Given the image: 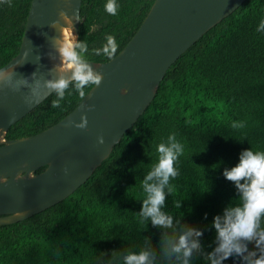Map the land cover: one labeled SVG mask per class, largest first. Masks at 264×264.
I'll list each match as a JSON object with an SVG mask.
<instances>
[{"label": "trees", "instance_id": "trees-1", "mask_svg": "<svg viewBox=\"0 0 264 264\" xmlns=\"http://www.w3.org/2000/svg\"><path fill=\"white\" fill-rule=\"evenodd\" d=\"M153 1L117 0L113 16L105 11L107 0H82L78 39L88 44L86 59H109L93 52L106 35L115 36L119 52ZM30 4H0V67L19 50ZM262 19L264 0H245L186 49L167 69L143 113L83 184L32 216L0 225V264H98L101 253L107 259L113 250H138L145 236L158 245L160 230L142 223L136 213L144 198L140 180L156 160L157 145L171 133L184 145V154L165 210L201 230V243L211 251L213 218L239 203L223 170L235 166L244 149L264 151V32L256 31ZM69 92L61 108L51 107L55 94L45 98L8 128L5 139L29 136L59 121L81 100L71 87ZM234 120L247 121V127L232 133L237 139H226ZM194 264L207 262L197 258ZM224 264L240 261L233 257Z\"/></svg>", "mask_w": 264, "mask_h": 264}, {"label": "water", "instance_id": "water-1", "mask_svg": "<svg viewBox=\"0 0 264 264\" xmlns=\"http://www.w3.org/2000/svg\"><path fill=\"white\" fill-rule=\"evenodd\" d=\"M81 1L31 0L19 50L0 68L17 63L23 52L30 49L28 62L18 65L15 71L25 77L36 70L47 75L54 63L47 52L56 55L50 40L59 35L48 25L58 18L61 9L69 15L78 11L80 19ZM244 1L154 0L114 60H87L103 74L102 83L92 86L88 97L38 133L5 139L8 128L44 99L26 107L19 94L0 91V177L10 178L8 183L0 184V225L32 216L63 200L83 184L152 101L170 65ZM73 23L78 37L80 21ZM89 104H94L95 109L87 112V129L68 126L69 121L79 122ZM101 135L104 145L97 143ZM40 167L44 169L36 172ZM65 167L69 169L67 176Z\"/></svg>", "mask_w": 264, "mask_h": 264}, {"label": "clouds", "instance_id": "clouds-1", "mask_svg": "<svg viewBox=\"0 0 264 264\" xmlns=\"http://www.w3.org/2000/svg\"><path fill=\"white\" fill-rule=\"evenodd\" d=\"M0 4L11 7L12 0H0ZM104 8L108 14L115 16L119 5L117 0H107ZM57 16L48 25L58 31L59 35L52 36L50 40L56 55L47 52L49 59L54 62L47 70V75L36 70L25 77L15 71L18 65L28 62L30 49L23 52L17 63L0 68V91L19 94L26 107H32L55 94L51 107L61 108L66 93L72 94L69 92L70 87L83 101L89 96L85 90L89 86L98 87L103 81V74L85 57L89 52L88 44L74 34L73 22L80 21L78 11L69 15L66 10L61 9ZM256 31L264 32V19L260 21ZM105 41L101 48L93 49V52L97 56L104 55L114 60L119 47L116 38L106 35ZM37 59L40 61L41 57L38 55ZM124 94H127V89ZM94 109V104L87 105L79 122L69 121L68 126L86 130L87 112ZM246 127L247 121H232L225 138H236L232 133H239ZM97 143L105 144L102 135L97 137ZM6 146L7 144L4 147ZM156 152L155 162L140 180L144 198L141 209L136 214L142 223L147 225L150 222L152 227L160 230L158 245L154 246L151 237L145 236L138 250H113L107 259L104 258L106 254L101 253L98 264H194L197 258H203L207 264H224V261L233 257L239 258L240 264H264V151L244 149L239 153V162L223 170V176L235 186L239 203L229 204L223 209L222 215L213 218L212 227L216 237L215 247L211 251H206L201 243V230L182 223L181 219L165 210L166 198L172 192L171 181L180 175L176 164L184 154V145L175 133H171L166 141L157 145ZM63 171L65 176L69 175L67 167ZM17 179H20V175ZM9 180V177H0V184H6ZM173 203L175 208L181 207L180 201L174 200ZM249 244L253 245L252 249Z\"/></svg>", "mask_w": 264, "mask_h": 264}]
</instances>
